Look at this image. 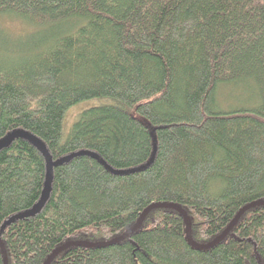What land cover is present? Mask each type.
Listing matches in <instances>:
<instances>
[{
  "label": "trees",
  "instance_id": "obj_1",
  "mask_svg": "<svg viewBox=\"0 0 264 264\" xmlns=\"http://www.w3.org/2000/svg\"><path fill=\"white\" fill-rule=\"evenodd\" d=\"M0 18L31 27L0 35V142L23 129L52 162L30 213L45 156L25 136L0 145L7 264L110 242L152 205L182 210L204 246L264 202V0H0ZM246 83L254 103L223 108L218 91ZM170 207L50 264H264V205L200 250Z\"/></svg>",
  "mask_w": 264,
  "mask_h": 264
},
{
  "label": "rangeland",
  "instance_id": "obj_2",
  "mask_svg": "<svg viewBox=\"0 0 264 264\" xmlns=\"http://www.w3.org/2000/svg\"><path fill=\"white\" fill-rule=\"evenodd\" d=\"M30 28H31L30 26L16 19L0 18V35L2 34V36L17 37L18 35H22L25 34V32H28ZM246 84L247 86H244L243 88L241 87L230 88V86H225L218 91L217 98L218 101H220V103L222 104L223 108L244 107L254 103V100H252V97H250L251 94L248 88L251 87L252 85L250 83H246ZM97 104H98L97 101L83 102L77 104L76 106L68 110V112L65 115L64 124L62 128V141L66 138L71 126L77 120L79 113L82 110L91 106H96ZM15 136H25L29 138L32 142L36 143L37 146L40 149L44 150L46 153L45 148L41 145L42 143L39 140H37L35 137H33L29 132L23 129H15L10 131L1 140L0 145L7 143L9 139ZM88 153L99 158L95 153L92 152H88ZM46 168H47L46 177L39 202L43 199L46 192L45 190L48 187V182L50 178V169H51V162L49 159H47ZM39 202L36 204L35 207H37Z\"/></svg>",
  "mask_w": 264,
  "mask_h": 264
},
{
  "label": "water",
  "instance_id": "obj_3",
  "mask_svg": "<svg viewBox=\"0 0 264 264\" xmlns=\"http://www.w3.org/2000/svg\"><path fill=\"white\" fill-rule=\"evenodd\" d=\"M42 151V153L44 154L45 156V159H46V162H47V159H49L47 153H45L44 150L40 149ZM50 160V159H49ZM51 162V160H50ZM51 168H52V162H51ZM46 171H47V168H46ZM50 178H51V169H50ZM50 178H49V182H50ZM49 182H48V187L47 189L45 190V195L43 197V199L39 202V204L37 205V207H35L30 213H33L35 211H37L43 204L45 198H46V195H47V192H48V188H49ZM264 205V202H257V203H253V204H249V205H246L244 206L242 209L239 210V212L236 214V216L234 217V219L230 222V224L227 226V228L222 232V234L220 236H218L215 240H213L211 243L207 244V245H204V246H201V245H198L196 243H194L191 239V232H190V222L187 218V215L182 211L180 210L179 208H176V207H170L168 205H152L150 207H148L142 214L141 216L139 217L138 221L135 223V225H133L131 228H129L126 232H124L120 237L110 241V242H107V243H103V244H91V243H85V242H74V243H68V244H65L64 246L56 249L50 256L49 258L46 260V262L44 264H50L53 259L58 255L60 254L63 250H65L67 247H70V246H80V247H96V246H106V245H113V244H116L120 241H123L124 239H126L127 237H129L133 232H135L142 224V222L144 221L145 217L147 216V214L151 211V210H154V209H160V208H173L174 210L178 211L179 214H181V216L183 217L184 219V222L186 224V238H187V241L188 243L196 250H200V249H208L209 247L213 246V245H216L217 243L223 241L227 235L230 233V231L232 230V228L237 224L238 220L240 219V217L246 212L248 211L249 209L257 206V205ZM0 250H1V253H2V257H3V264H7V260H6V253L4 251V247L2 245V243L0 242Z\"/></svg>",
  "mask_w": 264,
  "mask_h": 264
}]
</instances>
